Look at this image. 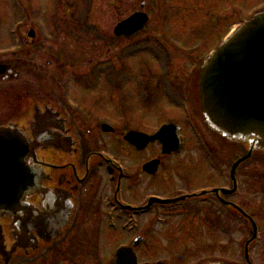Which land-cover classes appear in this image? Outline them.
<instances>
[{"label": "flooded vegetation", "instance_id": "af4514ba", "mask_svg": "<svg viewBox=\"0 0 264 264\" xmlns=\"http://www.w3.org/2000/svg\"><path fill=\"white\" fill-rule=\"evenodd\" d=\"M201 8L206 9L202 5ZM221 22L219 19L211 21L216 26ZM18 33L14 48L17 50L0 55V126L14 123L28 139L31 137L28 132L49 133L50 140L42 143L53 146L54 153L50 159H45L38 151L36 165L28 160L41 182L38 190L21 191L25 205L20 208L17 222H21L23 232L17 241L10 229L16 220L0 214V240L3 245H10L8 258H0V264L218 262L213 259L195 261L194 248L189 245L202 240L197 238L200 236L197 230L216 231L222 223L237 220L244 225L249 240L252 224L242 218L237 207L255 222L257 237L252 246L254 251L259 248L264 238V215L252 196H242V170L246 165L237 169L236 190L232 191L230 169L236 157L232 161L227 159L235 147L209 132L200 116L198 74L202 62L188 69L187 76L172 75L164 83L170 94L169 101L180 109L173 115L179 121L183 115L184 124L170 121L161 123L158 128L163 124L178 127L182 138L179 152L162 155L157 143L138 150L123 141L124 131L118 142L120 146L109 147L101 139L116 137L118 128L101 113L92 112L93 98L90 101L85 98L90 91L86 82L92 79H61L54 94L30 89L28 69L29 65L34 69L35 63L29 61L28 49L37 37L32 30ZM39 58L38 55L37 63H40ZM74 86L81 87L80 93ZM99 102L100 99L95 104ZM183 106L188 108V113L184 114ZM105 125L112 129L104 131ZM149 126L152 130V123ZM189 127L201 140L189 143L185 132ZM194 147L205 157L194 159L191 164L187 157L180 158L188 151L193 154ZM121 151L126 154H118ZM222 153L225 155L223 173L220 171ZM152 162H155L154 167ZM149 164L151 166L147 167ZM196 166H201L205 174ZM259 186L264 191V181ZM178 198L183 199L164 203ZM106 244L112 246L106 248ZM155 244H163L166 250L154 253L152 245ZM13 245L16 248L12 252ZM256 253L264 258L260 251ZM253 260L252 257L251 264Z\"/></svg>", "mask_w": 264, "mask_h": 264}, {"label": "rangeland", "instance_id": "374dc122", "mask_svg": "<svg viewBox=\"0 0 264 264\" xmlns=\"http://www.w3.org/2000/svg\"><path fill=\"white\" fill-rule=\"evenodd\" d=\"M142 2H145L144 9H140ZM141 10L150 16L142 33L132 39L113 36V28L119 21ZM262 10L264 0H204L203 3L198 0H0V55L17 50L14 48L18 32L32 30L37 41L28 49L29 61L35 63L34 69L31 65L28 69L30 89L54 94L61 79L99 78L96 90L88 86L91 91L85 98L88 101L93 98V113H101L118 128L116 137L101 140L109 147L120 146L121 133L127 129L139 128L148 134L161 122L179 121L173 113L180 109L164 96L166 84L163 80L172 75L187 76L186 71L198 63L200 56L205 57L213 50L230 29ZM216 19L223 22L212 25L211 21ZM38 55L40 63L36 62ZM73 88L76 92L81 90L80 86ZM181 116L179 122L184 124ZM151 123L152 130L149 129ZM185 132L189 143L195 142L191 129ZM194 149L193 154L188 151L180 158L187 157L191 164L194 159L205 157ZM241 152L235 147L227 160L232 161ZM123 153L126 154L118 152ZM195 168L201 174L206 172L201 166ZM242 174V196H252L264 215V191L259 186L264 181V156L255 155ZM185 232L181 231V236ZM196 233L200 235L197 238H202L196 244L198 247L189 245L194 248L195 261L213 259L226 264H243V246L249 237L240 221H226L216 231L200 229ZM258 247L251 251L254 264H264V258L256 253L264 254V238ZM165 250L163 244L152 245L154 253Z\"/></svg>", "mask_w": 264, "mask_h": 264}, {"label": "water", "instance_id": "95a60500", "mask_svg": "<svg viewBox=\"0 0 264 264\" xmlns=\"http://www.w3.org/2000/svg\"><path fill=\"white\" fill-rule=\"evenodd\" d=\"M146 22V15L135 13L118 23L113 34L116 37L132 36ZM199 96L208 129L224 140L246 148L247 155L236 166L252 152L264 154V13L232 31L204 61L199 75ZM108 130L104 128V131ZM124 139L138 150L151 141L160 142L166 146L167 149L162 151L166 154L179 144L172 126L163 127L152 137L130 132ZM27 153L30 154L28 149L22 148L16 135L9 138V130L0 128V212L7 210L14 220L21 191L26 188L37 190L36 170L30 164L25 167L21 163ZM32 157L35 159L34 155ZM18 226L19 222H15L10 228L15 239L19 235L15 233ZM14 248L13 245L12 252ZM5 249L0 240L1 258L8 256ZM245 260H248L246 251Z\"/></svg>", "mask_w": 264, "mask_h": 264}]
</instances>
